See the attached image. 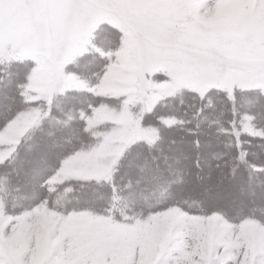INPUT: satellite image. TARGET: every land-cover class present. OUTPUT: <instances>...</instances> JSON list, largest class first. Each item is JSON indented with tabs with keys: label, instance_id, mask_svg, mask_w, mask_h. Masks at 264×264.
I'll return each mask as SVG.
<instances>
[{
	"label": "snow or ice",
	"instance_id": "1",
	"mask_svg": "<svg viewBox=\"0 0 264 264\" xmlns=\"http://www.w3.org/2000/svg\"><path fill=\"white\" fill-rule=\"evenodd\" d=\"M0 264H264V0H0Z\"/></svg>",
	"mask_w": 264,
	"mask_h": 264
}]
</instances>
